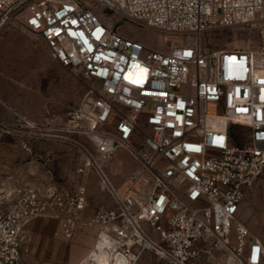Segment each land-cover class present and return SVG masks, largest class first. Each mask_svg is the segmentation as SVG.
Segmentation results:
<instances>
[{"label":"built area","instance_id":"2783aa9c","mask_svg":"<svg viewBox=\"0 0 264 264\" xmlns=\"http://www.w3.org/2000/svg\"><path fill=\"white\" fill-rule=\"evenodd\" d=\"M97 5L187 44L147 47ZM12 22L98 84L61 122L20 116V128L78 148L77 173L94 172L113 206L83 219L84 182L33 187L0 166V264H22L37 218L57 221L65 238L81 223L97 227L91 264H137L143 254L195 264L209 246L226 252L225 264H264V245L238 219L264 174V0H0V33ZM243 26L257 30L256 47L204 50L206 35ZM120 149L140 167L122 192L104 170Z\"/></svg>","mask_w":264,"mask_h":264},{"label":"rangeland","instance_id":"374dc122","mask_svg":"<svg viewBox=\"0 0 264 264\" xmlns=\"http://www.w3.org/2000/svg\"><path fill=\"white\" fill-rule=\"evenodd\" d=\"M96 9L115 31L147 47L168 52L175 46L187 44L181 35H167L130 22L109 8L97 5ZM202 45L206 51L254 48L258 45V32L251 26L217 31L203 37ZM95 86L98 84L94 80L83 75L76 77L58 64L44 40L22 23L12 22L0 33V97L24 114H35L31 117L34 121L61 122L71 109L80 106L88 90ZM22 123V118L15 116L7 126L0 124V166L18 171L23 182L33 187L75 188L82 181L77 173L83 164L80 150L68 151L39 143L38 138L23 134ZM80 139L85 142L84 138ZM104 170L122 192L128 175L139 171L140 167L128 152L120 149ZM87 189V211L92 215L102 205L113 206L110 195L98 188L94 172L87 176ZM238 219L264 245V174L245 197ZM91 228L81 223L72 238H65L57 221L35 219L29 226V252L22 264H90L94 244L87 254V238L92 235ZM226 260L224 250L209 246L195 264H225ZM137 264L168 263L152 254H143Z\"/></svg>","mask_w":264,"mask_h":264},{"label":"crops","instance_id":"0c3cea01","mask_svg":"<svg viewBox=\"0 0 264 264\" xmlns=\"http://www.w3.org/2000/svg\"><path fill=\"white\" fill-rule=\"evenodd\" d=\"M5 108H7V109H5ZM34 115L35 114L28 113V112H25V114L22 113L16 107H13L12 105L8 104L2 97H0V124L2 126H7L14 119L15 116H23V117H26V118L34 121V119L31 118V117H34ZM77 139L81 140L80 138H77ZM38 140H40L39 143L41 142L42 144H45L46 146H49L51 148H58V147L62 148L63 147V149H67L68 151H69V149L70 150L71 149H77L74 145H71L68 143H66L67 144L66 146L60 145V144H58V142H61V141H57L54 139H49V138H41L40 139V138H38ZM45 142H48V143H45ZM62 143H65V142H62ZM79 177H81V180H82L81 182H79V184L84 182L87 186V177H86V179H84L80 175H79ZM79 184H77L76 187ZM88 199H89V196H88ZM87 209H88V207L86 208V210L83 213V219H88V218H91L93 216L92 213L87 211ZM97 230H98L97 227H93L90 229V231H92V235L89 238H87V254L89 253L90 249L92 248V246L94 244L95 234L97 233Z\"/></svg>","mask_w":264,"mask_h":264},{"label":"bare ground","instance_id":"6f19581e","mask_svg":"<svg viewBox=\"0 0 264 264\" xmlns=\"http://www.w3.org/2000/svg\"><path fill=\"white\" fill-rule=\"evenodd\" d=\"M91 264V263H90Z\"/></svg>","mask_w":264,"mask_h":264}]
</instances>
